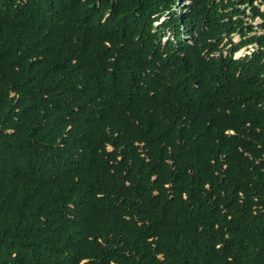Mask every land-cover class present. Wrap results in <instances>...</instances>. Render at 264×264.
<instances>
[{
  "label": "trees",
  "instance_id": "1",
  "mask_svg": "<svg viewBox=\"0 0 264 264\" xmlns=\"http://www.w3.org/2000/svg\"><path fill=\"white\" fill-rule=\"evenodd\" d=\"M0 264H264V0H0Z\"/></svg>",
  "mask_w": 264,
  "mask_h": 264
},
{
  "label": "rangeland",
  "instance_id": "2",
  "mask_svg": "<svg viewBox=\"0 0 264 264\" xmlns=\"http://www.w3.org/2000/svg\"><path fill=\"white\" fill-rule=\"evenodd\" d=\"M182 5H184V3L181 2V3L179 4V8H181ZM239 39H240V36L237 34V35L234 37V40H235V41H239ZM251 50H252V46H251V47H245V48L241 49L240 51H238V52L235 54V56H236V57L243 56V55H245V54H247V53H250Z\"/></svg>",
  "mask_w": 264,
  "mask_h": 264
}]
</instances>
